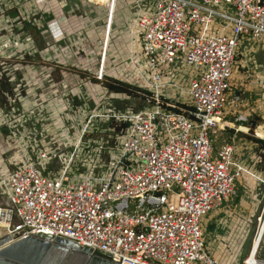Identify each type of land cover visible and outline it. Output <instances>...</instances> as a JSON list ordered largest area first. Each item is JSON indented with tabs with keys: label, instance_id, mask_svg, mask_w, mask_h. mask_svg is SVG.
Segmentation results:
<instances>
[{
	"label": "built area",
	"instance_id": "obj_1",
	"mask_svg": "<svg viewBox=\"0 0 264 264\" xmlns=\"http://www.w3.org/2000/svg\"><path fill=\"white\" fill-rule=\"evenodd\" d=\"M89 1L105 9L93 78L99 91L87 75L56 81L55 70L25 66L27 57L50 61L63 49L76 57L88 33L64 36L66 46L54 52L37 49L31 37L0 38V123L12 150L0 160V194L10 204L0 206V239L60 237L117 264H220L207 253L204 220L238 196L243 176H257L232 143L215 153L222 128L214 120L248 123L262 107L235 79L243 68L241 82L256 93L261 87L251 55L264 51V0ZM37 5L0 0V26L7 33L38 27ZM120 35L128 37V57L111 60ZM114 61L122 66L116 80L145 92L148 107H119L125 97L105 86ZM90 62L88 54L78 69ZM47 93L50 101L37 105Z\"/></svg>",
	"mask_w": 264,
	"mask_h": 264
},
{
	"label": "crops",
	"instance_id": "obj_2",
	"mask_svg": "<svg viewBox=\"0 0 264 264\" xmlns=\"http://www.w3.org/2000/svg\"><path fill=\"white\" fill-rule=\"evenodd\" d=\"M64 1H66V5L62 7L64 4L60 5L58 0H37V3L43 6L48 4V8L42 9L47 21L45 29L39 34L42 36L43 42L54 51V44L60 42L62 37L85 30V32H90L87 36L89 49H98L103 39L102 26L105 9L96 6L89 0ZM127 38V36L121 35L114 40V48L110 49L111 60L113 58L127 59ZM88 54L92 59L98 54V51L88 52ZM54 57L60 59H57L58 61L66 63V59H72L74 55L70 50L63 49L54 52ZM92 62L93 65L87 64L83 69L93 71L91 68L98 61L94 62L92 60ZM113 63L115 66L113 65V68L108 72V77L119 80L122 66L116 64L115 61ZM239 72L240 75L238 74L239 76L235 79L236 85L240 86L241 89H245L244 95L251 99L252 106L257 105L256 102H260L259 105L262 107L258 112L256 111L248 123H238L235 122L232 116H224L218 125L222 129L215 136L214 149L216 153L223 142L232 143L247 170L257 178L264 180V169L259 167L264 164V71L260 74L261 87L258 93H256L257 90L252 89V86L250 87L247 83L241 82L244 77L243 68ZM55 75L59 76V80H61L71 78V75L75 74L70 71L59 70ZM86 75L90 77V75ZM90 86L95 91H99V83L95 80L91 79ZM218 138L220 139L218 140ZM258 140H261L262 143ZM4 144V130L0 128V152L2 154L7 153V146ZM257 178L248 175L243 176L237 184L238 196L235 199L231 198L224 201L204 220L203 228L207 253L220 264H243L248 260L245 258H249L250 253L253 252L254 231L258 226V229H260L261 220L264 218V184L260 183ZM255 257L261 261L258 264H264V256H260L259 250Z\"/></svg>",
	"mask_w": 264,
	"mask_h": 264
},
{
	"label": "rangeland",
	"instance_id": "obj_3",
	"mask_svg": "<svg viewBox=\"0 0 264 264\" xmlns=\"http://www.w3.org/2000/svg\"><path fill=\"white\" fill-rule=\"evenodd\" d=\"M58 1H59L60 5L64 4L62 7H64L66 5L65 4L66 1H64V0H58ZM103 1L106 2V0H103ZM127 3L128 2L125 1V2L121 3L119 5V7H123ZM37 6L39 7V9L41 11V14H43V10H45V8H47L48 4H44V6L41 5V4H38ZM37 14H39V13H37ZM77 14L80 15L79 13H77ZM39 15H36L35 17H33V19H32V17H30V19L37 21L36 23L38 24V27L37 26H32V25H27L21 32H16L14 28H10V29H8V30H10L9 33H7V31L6 30H3L2 29V26H0V38L1 37H4V38H10L12 40V37H14L15 34H19L18 36L20 37V39H25L27 37H31L33 39V43H34L35 47L37 49H39V50H43L47 46L43 42L42 36L39 35V34H40L41 31H43L45 29V27L47 25V21L45 20V17L43 15L44 20H42V22H40L39 21V17H40ZM38 28H40V30ZM82 33L76 32L74 34V41L77 40V38H78L77 35H80V36L82 35L83 36V35H86L87 33H90V32H85V30H84V31H82ZM63 38L64 37H62L60 39V42L54 44L55 45L54 46L55 48H57L58 46H62V47H65L66 46L65 40ZM113 42L111 44L110 49H113L114 48V43ZM78 46L79 47L74 50V51H77L78 52V55H76V57H74L72 59L73 60L72 61V66H68L67 63H65V62L58 61L60 59L57 58L58 59L57 60L54 57H51L50 58V61H42L40 59V56L39 55H37L35 58H29V57H27V60L25 62V66H27L28 69H33L34 66L41 65L43 67V71H46V70L53 71V70H55L54 78H55L56 81H60L59 80L60 77L57 76V75H55V74H57L59 72V70H64V71H67V72L70 71V72H73V74L80 73V74H84V75L88 74L87 72H89L88 75H90V77L93 79L94 76L97 74L96 72H98V67H99L98 62L96 63V65L94 67L91 68V70H93L91 72L90 71H86V72L84 71V72H82L83 69L80 70L78 68H82V66H83L82 64H84V61L87 58L88 52H97L98 49H96V50H93V48L89 49L87 42H83V43L79 44ZM11 48H13V47H11ZM46 49H49L51 52H54L55 51V49H54V51H52L51 48H49V47L46 48ZM83 53H84V57L85 58L83 57ZM78 58H80V60ZM94 58H95V60H94ZM251 58H252L251 59V61H252V63H251L252 67H254L257 70H259V67H261V70L260 71L262 72V68H264V51L263 52H254V53H252ZM92 60L94 62L96 60L97 61H100L99 53L95 57H93L91 59L90 65H93ZM239 61L240 60H238V64H239ZM58 62H61V63H58ZM11 63L14 64L15 62L12 61ZM238 64H237V66H238ZM260 65H262V66H260ZM68 69H69V71H68ZM240 71H241V68H240ZM93 73H94V75H92ZM74 76L75 75H73V78H74ZM184 77H185V74H184ZM185 80L186 79H182V83L184 85L186 84ZM1 81L2 82H0V106L2 107V106H5V105H3L5 103V100L3 98L2 92L5 90V85H4L5 82L4 81H6V80L5 79H2ZM49 82H50V79H48L47 82H44L43 87H47V86L49 87V84H48ZM13 85L14 86L11 87V90L12 91L16 87L15 84H13ZM184 88L187 89L186 87H184ZM9 89H10V87H9ZM13 94H14V92H13ZM10 95L13 98L14 95H12L11 93H10ZM124 97H125V100L126 101L123 102L122 104H120L119 107L121 109L122 108L124 109L125 107H129V106H132V107L135 106L136 109L140 110V109H143L144 107H148L149 106V102L146 101V99L144 98V96L138 97V96H128V95L125 96L124 95ZM169 97L174 98V94L172 93ZM106 98H108V97H106ZM40 99L42 100V102H45L46 100L50 101V97H49L48 93L47 94H41V95H39V97H37V105H40L41 104V102H38V100H40ZM58 102H59V100L58 101L55 100L54 103L57 104ZM55 104H53V110L54 111L57 109V106ZM40 107L41 106H37L36 109H39ZM47 108H50L51 109V111H50V114H51L52 108L51 107H47ZM36 109L34 108V111H33L35 113V116H37V114L40 112V111H38ZM41 114H44V113H41ZM15 117L17 118L18 116L15 115ZM6 119H7V121L9 120L11 122V121H14L15 118H13V117L10 116V117H6ZM2 126H3V123L1 122L0 123V127H1L2 130H4L5 144H7L6 141H7V135H8L7 133L8 132H7L6 128H4L5 126H3V127ZM93 139L94 140L95 139H99V137H94ZM219 139L220 138H218V140ZM96 141H97V144H98V140H96ZM14 145H15V147L17 149V145L18 144H15L14 143ZM6 149H7V153L4 155L5 158L8 157L10 155V153H12V150L11 149H9V148H6ZM2 155L3 154L0 152V160L3 159L2 158ZM128 163H129V161L127 160L125 162V166L128 165ZM54 167H56V165H54ZM259 167H260V169H264V164H261ZM0 206H2V207H9L10 206L9 201L7 200V198L6 197H3L1 194H0ZM258 227L255 228L254 235H253V239H255L257 237V234H258V231H259ZM263 236H264V234H263ZM258 250H259L260 256H264V237L262 238V241L260 243V248ZM245 259H247V257ZM245 259H244V261H245ZM256 259L259 261L258 258H256ZM259 262H261V261H259ZM243 264H245V262H243Z\"/></svg>",
	"mask_w": 264,
	"mask_h": 264
},
{
	"label": "water",
	"instance_id": "obj_4",
	"mask_svg": "<svg viewBox=\"0 0 264 264\" xmlns=\"http://www.w3.org/2000/svg\"><path fill=\"white\" fill-rule=\"evenodd\" d=\"M9 242L0 239V264H117L60 237L31 236Z\"/></svg>",
	"mask_w": 264,
	"mask_h": 264
},
{
	"label": "trees",
	"instance_id": "obj_5",
	"mask_svg": "<svg viewBox=\"0 0 264 264\" xmlns=\"http://www.w3.org/2000/svg\"><path fill=\"white\" fill-rule=\"evenodd\" d=\"M105 86L114 94H120V95H128V96H142L143 91L133 88L127 84H125L122 81H117L113 78H106L105 80ZM258 142L262 143L261 140H258Z\"/></svg>",
	"mask_w": 264,
	"mask_h": 264
},
{
	"label": "bare ground",
	"instance_id": "obj_6",
	"mask_svg": "<svg viewBox=\"0 0 264 264\" xmlns=\"http://www.w3.org/2000/svg\"><path fill=\"white\" fill-rule=\"evenodd\" d=\"M214 122L217 125H219L220 120L219 119H216V120H214ZM0 213H2V211H0ZM0 216H2V215H0ZM261 221H262V223H261L260 229L258 231L257 237L254 240L253 252L251 251L252 252V253H250L251 255L249 256V258H247L248 259L247 264H256L258 262V260L256 259L255 255H256L259 247H260V243L262 241V238L264 237L263 236V234H264V218ZM1 222H2V226H4V223H3L4 222V219H2V217H1Z\"/></svg>",
	"mask_w": 264,
	"mask_h": 264
}]
</instances>
